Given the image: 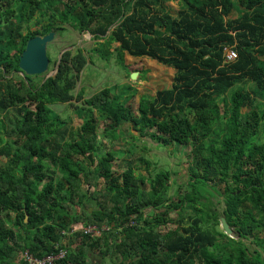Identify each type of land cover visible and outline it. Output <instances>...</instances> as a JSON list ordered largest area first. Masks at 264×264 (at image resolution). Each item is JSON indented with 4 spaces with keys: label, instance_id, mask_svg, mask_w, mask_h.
Wrapping results in <instances>:
<instances>
[{
    "label": "trees",
    "instance_id": "obj_1",
    "mask_svg": "<svg viewBox=\"0 0 264 264\" xmlns=\"http://www.w3.org/2000/svg\"><path fill=\"white\" fill-rule=\"evenodd\" d=\"M166 1L0 0V264L60 249L66 255L45 264H264V0H179L176 14ZM64 24L103 39L88 52L124 69L126 53L175 68L172 86L142 96L136 111L119 100L127 83L75 94L88 63L80 47L66 50L47 79L22 73L27 41ZM228 50L236 57L226 62ZM54 104L73 107L80 128ZM131 130L164 146L192 145L190 210L181 187L176 197L165 184L140 199L147 176L132 162L113 169L103 140H125ZM211 189L223 196L222 213ZM222 217L238 239L220 228ZM81 222L100 233L73 230Z\"/></svg>",
    "mask_w": 264,
    "mask_h": 264
},
{
    "label": "rangeland",
    "instance_id": "obj_2",
    "mask_svg": "<svg viewBox=\"0 0 264 264\" xmlns=\"http://www.w3.org/2000/svg\"><path fill=\"white\" fill-rule=\"evenodd\" d=\"M165 6L173 14L183 6L179 0H167ZM239 14L235 11L230 17H237ZM64 28L60 32H56L55 39L48 44V56L52 58L49 63L48 70L38 75L35 78L36 81L46 77L48 73L54 72L57 68V61L60 53L70 48L76 51V48H82L88 57V63L83 71L80 73L79 80L77 82L76 89L74 91L77 94L83 91L84 97H89L100 89L115 84L127 83L132 85V88L120 96V101L123 103L131 104V107L136 111L138 102L142 96L153 97L160 89L171 87L174 82L175 68L163 65L156 59L149 57H134L126 53L127 69L117 65L114 59L105 61L99 57L98 54H90L88 52L98 41L103 39H96L91 33H80L68 24L63 25ZM119 45V43H112V49ZM74 46V47H72ZM9 53L12 56L18 54L17 45H10L7 47ZM93 59H90V56ZM133 72H138L135 80H132L130 75ZM22 75V74H21ZM36 76V75H32ZM250 86H253L250 84ZM256 106L263 108V98L255 96ZM77 104V103H76ZM52 108L60 114L63 120H66L69 127L78 129L80 128L83 120L77 116L73 107L69 104H54ZM103 126L109 128L113 126L111 120H107L103 123ZM131 129V128H130ZM130 134L135 135L136 138ZM125 135V140L117 139L110 144L107 140H103L105 145L111 149L107 154V159L112 161L113 169L121 172L127 167V162H132V169L136 174H144L148 179L145 180V184L142 186L138 193L140 199H144L147 194H158L165 184L169 185V193L173 196H177V190L180 188V200L182 206L190 210L193 207L191 195L189 193L190 187L186 184L190 174L188 168L189 152L192 149L191 144H176L164 146L160 142L153 139L150 135L142 136L136 130H131ZM259 140L264 141V133L260 132ZM0 162H4V158L0 156ZM170 172L168 180L160 172ZM85 189L93 190V186L87 184L84 185ZM210 200L213 202L214 207L218 212L222 213L225 204L222 202L223 196L219 192L210 190ZM221 202V203H220ZM264 207V205H262ZM178 219L181 218L182 212L179 213ZM177 218V217H176ZM84 223H77L74 225V230L82 229ZM174 224L164 226L163 231L173 228ZM220 228L222 225L220 224ZM229 235L235 239H238V234L235 229ZM250 244V239L244 240ZM255 245L253 244L252 247ZM18 259H22L20 255ZM96 260H100V257H96ZM106 263L110 264L109 258H106ZM88 263L92 261L89 259Z\"/></svg>",
    "mask_w": 264,
    "mask_h": 264
},
{
    "label": "water",
    "instance_id": "obj_3",
    "mask_svg": "<svg viewBox=\"0 0 264 264\" xmlns=\"http://www.w3.org/2000/svg\"><path fill=\"white\" fill-rule=\"evenodd\" d=\"M55 36L56 32L52 30L45 35H36L27 41L26 48L21 54L19 63L22 73L26 75H41L48 70L50 63V58L47 53L48 44L55 39ZM66 50H70V48L63 50L60 53L56 70L48 73L45 79L56 74L61 57ZM137 75L138 72H133L130 77L132 80H135ZM91 210L92 209H90V211ZM221 225L226 234L230 235L233 232V229L226 222L224 217L221 218Z\"/></svg>",
    "mask_w": 264,
    "mask_h": 264
},
{
    "label": "built area",
    "instance_id": "obj_4",
    "mask_svg": "<svg viewBox=\"0 0 264 264\" xmlns=\"http://www.w3.org/2000/svg\"><path fill=\"white\" fill-rule=\"evenodd\" d=\"M236 57V53L232 50H228L226 54V61H233ZM84 231L87 233H100V229L96 226H84ZM74 230V228H73ZM67 250L60 249L59 253L57 255H50L47 257H44L42 259H37L33 255L29 254L28 252L23 253V257L29 261L30 264H45V263H53L55 260L62 258L66 255Z\"/></svg>",
    "mask_w": 264,
    "mask_h": 264
},
{
    "label": "clouds",
    "instance_id": "obj_5",
    "mask_svg": "<svg viewBox=\"0 0 264 264\" xmlns=\"http://www.w3.org/2000/svg\"><path fill=\"white\" fill-rule=\"evenodd\" d=\"M227 62V61H226Z\"/></svg>",
    "mask_w": 264,
    "mask_h": 264
}]
</instances>
